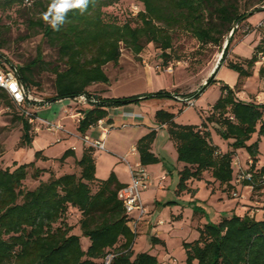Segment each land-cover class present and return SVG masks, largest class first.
Segmentation results:
<instances>
[{
  "label": "trees",
  "instance_id": "obj_1",
  "mask_svg": "<svg viewBox=\"0 0 264 264\" xmlns=\"http://www.w3.org/2000/svg\"><path fill=\"white\" fill-rule=\"evenodd\" d=\"M118 1L121 0H90L84 12L72 8L66 13L67 22L58 30L44 18L25 19L27 29L39 30L41 38L57 52L58 63L46 64V69L54 74V93L43 100L52 102L81 94L97 99L88 109L77 110L81 117L76 128L82 134L100 119L109 123V107L153 96L175 97L165 90L120 97L90 92L88 88L93 84H109L103 67L107 63L116 64L122 48L138 55L146 44L153 43L165 54L171 48L175 30L187 31L203 44L221 46L225 39L227 43L221 50L219 64L206 79L207 86L216 81L214 75L226 59L236 29L249 17L246 12L239 11L237 0H128L140 5L138 12H132L137 21L132 25L126 21L117 22L115 16L107 12ZM53 3L54 0H0V13L30 7L46 14ZM257 53L264 56V37L243 63L227 62L226 67L237 73L236 82L233 87L220 84L219 97L207 110L200 112V125L180 124L175 122L174 113L162 108L155 111V122L166 125L177 161L183 163L178 171L177 194H192V182L204 178L205 173L212 178V181L206 180L207 186L217 182L232 195L237 192V186H251L250 191L264 188V182H260L264 163L258 164L257 144L259 137L264 136V103L246 101L236 95L238 82L252 75L258 61ZM0 56L6 58L1 52ZM10 63L17 67L19 80L32 94V70L46 63L41 46H37L36 55L29 62ZM257 74L264 84V64ZM2 103L9 106L15 102L0 88ZM22 114L20 143L27 145L32 141L31 123L29 115L24 111ZM30 116H36V112ZM210 127L226 140L229 147L226 152L212 143ZM254 134L257 140L249 143ZM155 137L156 130L151 129L136 142L142 166L161 161L151 151ZM241 148L248 154L245 168L252 178L237 185L232 165L236 150ZM94 153V148L85 146L81 157L75 160L76 171L58 176L52 170L35 166V160L46 158L41 150L35 152L34 161L17 164L13 169H0V264H104L108 254H114L110 264H159L157 257L148 252L134 255L132 246L137 230L130 228L129 217L117 197V191L125 184L118 181L114 172L105 179L97 178ZM70 156L74 157V151L67 148L59 161L62 163ZM29 167L33 168L31 177L34 179L40 178L43 172L50 173L46 180H39L34 189L22 186ZM166 204L174 205L175 202L167 201ZM69 211L78 213L76 227L89 240L86 249L82 248L79 235L73 233ZM259 212V218L258 214H248L246 210L242 215H224L215 223L207 222L198 227L196 239L181 243L185 263L264 264V206ZM151 240L159 242L155 237Z\"/></svg>",
  "mask_w": 264,
  "mask_h": 264
},
{
  "label": "rangeland",
  "instance_id": "obj_2",
  "mask_svg": "<svg viewBox=\"0 0 264 264\" xmlns=\"http://www.w3.org/2000/svg\"><path fill=\"white\" fill-rule=\"evenodd\" d=\"M237 6L240 12H246V17H249L236 29L226 59L214 75L215 82L203 87V83L217 68V66L214 67L213 71L210 72L218 60V54L222 53L221 50L226 40L224 39L221 46L203 44L193 37L191 33L184 30H175L172 32L171 48L166 50L165 54L153 43L146 44L138 55H134L131 51L122 48L118 62L116 64L107 63L103 67L110 80L109 84H93L89 87V91L93 93L107 91L110 95L125 96L165 90L176 98H185L197 91L199 93L192 97V104H185L181 100H176L167 95L144 98L132 104L143 116V119L135 120L134 125L137 123L152 125L153 113L157 108L174 113V119L177 123L200 125L202 120L200 112L207 110L219 97L220 84L224 83L232 87L236 82L237 73L226 67L227 62L243 63L244 59L251 57L255 47L264 37V0H237ZM131 7L132 3L130 1L121 0L108 8L107 12L115 16V20L119 23L126 21L135 25L137 21L133 17ZM44 15V13L36 12L30 7L25 8V10L20 9V11L13 8L0 13V52L9 61L22 65L32 60L36 55L37 46H41L43 60L46 63L32 70V94L36 98L46 100L54 93V74L49 69H46L48 68L46 64L52 66L58 63L57 52L41 38L39 30L32 32L31 29H27L25 21L28 17L43 18ZM44 21L47 22L46 20ZM257 56L258 61L255 62L252 69V75L248 78H242L238 82L236 89L238 90L237 93H240L243 98L264 102V97H257L264 91V84L257 74L258 68L264 64V59H262L260 53H257ZM200 88L202 89L200 90ZM38 104L31 106L34 107ZM31 106L27 104L18 106L15 103L9 106L3 103L0 104V169H13L17 164L34 161L35 152L41 150L42 155L46 158L35 160L36 167L45 168L47 171L52 170V173L54 174L55 172L56 175L73 171L75 169L73 166L66 164L61 167L59 161L63 151L71 148L72 145L77 147L76 157L81 155L82 142L80 140L83 134L77 130L76 119L74 120V118L69 116L68 112L70 113L74 109H88L90 106L86 105L83 107L75 104L70 98H63L40 105L36 110L37 118L48 123L58 124L59 129L51 132L39 121H35L31 123L30 128L32 141L27 145H23L20 143L22 136L21 118H24L22 113L30 110L28 107ZM107 126L111 129V133L106 141V150H95V174L98 178H105L111 171H114L125 179L129 176L128 170L119 161L118 155L121 156L123 150H126L141 135H139L140 130L146 128L145 126H140L141 129H138L132 125L124 129H112L114 125L108 123ZM210 137L212 143L222 152H226L229 149L226 140L221 138L212 127H210ZM255 140H257L256 134L251 137L249 143ZM155 143H157V147L162 152L166 153V160L160 164H149L153 167L147 165L151 167L149 168L151 175L148 174L150 177L153 176V182L151 181L140 192V198L143 204H145V198L148 200L147 203L150 204L154 201V196L157 195L161 201H159L158 208L153 212L154 218L165 219L169 217L168 208L172 206V204L167 205L166 202L175 196L174 188L178 181L177 165L180 163L176 159L174 149L169 147L171 142L165 130L160 129L158 131ZM257 144L259 163L262 164L264 163V136L259 137ZM247 155L246 150L241 148L236 150L233 157H238L241 166H244L248 159ZM158 166L161 167L158 168ZM232 168L235 179L237 166L233 163ZM32 171L33 168L29 167L27 177L22 185L24 189H34L38 185L39 180H46L50 175L46 171L41 173L40 178L34 179L31 177ZM161 175L167 176V180L163 182V190L159 189L158 184V178ZM205 178H207L206 174ZM213 186V190L209 188L204 178L195 180L192 185L194 192L185 195L187 198L182 205H184L183 208L186 212L182 218L174 219L173 223L175 225L169 240L167 253L169 252L171 256H168L167 260L170 264H186L185 253L181 246V242L184 241L182 239H186V241L196 239L198 237L196 227L207 222H217L216 218L219 211L225 210L226 213L232 214L229 212L235 206L236 199L242 195V192L237 191V196H233L231 191H226L223 186L219 185L218 187L215 184ZM244 190V198L253 204L248 205L247 212L252 210V213L258 214L257 218H259V209L264 206V188L254 191ZM145 206L147 205L145 204ZM68 214L69 222L74 228L73 233L79 235L81 246L86 249L89 240L87 237L82 236L79 228L76 227L78 213L69 211ZM146 218V216H143L138 222L137 231L141 222H145ZM139 233L137 232L136 237L138 239L133 247L134 255L139 252L154 254L157 253V248V260L162 259V255L166 253V250L161 248L159 244L153 243L151 235Z\"/></svg>",
  "mask_w": 264,
  "mask_h": 264
},
{
  "label": "crops",
  "instance_id": "obj_3",
  "mask_svg": "<svg viewBox=\"0 0 264 264\" xmlns=\"http://www.w3.org/2000/svg\"><path fill=\"white\" fill-rule=\"evenodd\" d=\"M233 87V86H232ZM89 89V88H88ZM241 92H244V91H241ZM98 94H100L101 96H104V97H120V96H115V95H110L108 94L107 91H103V92H99ZM236 95L240 98V99H243V100H246V101H254V102H262V101H258V100H253L251 98H243L240 93H236ZM127 96V95H125ZM257 97H264V91H262L259 95H257ZM176 100H178L176 97H174ZM264 103V102H263ZM157 109H160V108H157ZM155 109V111L157 110ZM155 111L153 113V124L152 125H145L144 123H140V124H135V120H141L143 119V116L141 115V112L137 111L135 109V105L130 103V104H126V105H122V106H119L117 109L115 110H111L109 109L108 110V117L110 119L109 123L108 124H113L114 127H112V129H124L128 126H134L135 128H138V129H141L140 126H145L146 129L144 130H140V133H139V137L137 139H135L128 147L127 149L123 150L122 152V155H118V159L119 161L124 164V166L126 167V169L128 170V177L127 178H122L120 177V175L118 173H115L114 171H111V172H114V174L116 175L117 179L119 182L121 183H128L130 181V174H129V166L133 167L135 166L136 164H140L139 162V154L136 150V142L137 140L144 134H146L147 132H149L151 129H154L156 130V136H157V133L160 129H163L165 130L166 132V125L165 124H157L155 122V119H154V114H155ZM111 112V113H110ZM76 113H79L77 110L74 109V111L72 110L70 113L68 112L69 116H71L72 118H76V122H75V125L77 126V116H75ZM37 114V112H36ZM37 117V116H36ZM175 120V119H174ZM111 133V129L108 131V133L106 134L105 136V140H104V145H105V150H106V141L108 139V135ZM167 134V132H166ZM71 135V134H70ZM99 137V130L96 128V127H90L81 137V142H82V147H81V155H82V152H83V149L85 146H88V141L90 140H94V139H97ZM159 137V136H158ZM168 137V135H167ZM211 138V137H210ZM169 139V138H168ZM155 140H156V137L151 145V151L156 155L158 156L161 161L158 162V163H155V164H160V163H164L165 160H166V156L164 153V151L162 152L161 149H159L157 147V143H155ZM169 141L171 142V147L174 149V153L176 155V151H175V147H174V144L173 142L169 139ZM166 146H167V143H166ZM73 151H74V157L73 156H70V157H67L62 163L60 162V166L63 167L64 165L68 164L69 166H73L74 168L76 167L75 166V160L79 159L81 157V155L79 157H76V150H77V147L75 145H72L71 148ZM105 150H101V151H105ZM220 150V149H219ZM221 151V150H220ZM222 152V151H221ZM171 153V152H170ZM94 157H95V171H96V156H95V153H94ZM177 157V156H176ZM248 157V155H247ZM131 159V160H130ZM177 159V158H176ZM237 160L238 163L240 164L241 166V163H240V160L239 158H233V162ZM180 164L177 165L178 166V171L182 168L183 166V163L178 161ZM258 164H261L259 163L258 161ZM263 164V163H262ZM151 165H154V164H151ZM149 165V166H151ZM146 171L151 175V172H150V169L151 167H148L147 165L146 166H143ZM161 167V166H158V168ZM163 167V166H162ZM242 167H246V165H242ZM76 171V168L71 171V172H75ZM178 171H177V174H178ZM54 172V171H53ZM71 172H63V173H71ZM110 172V173H111ZM62 173V174H63ZM109 173V174H110ZM55 174V172H54ZM205 174L207 175V178H205ZM204 174V179L206 180H210L212 181V178L207 174L205 173ZM56 175V174H55ZM61 175V174H59ZM58 176V175H56ZM96 176V174H95ZM109 176V175H108ZM107 176V177H108ZM162 176V175H161ZM164 176V179L160 180V177L158 178V184H159V189H162L163 190V182L165 180H167V176L163 175ZM97 177V176H96ZM105 177V178H107ZM98 178V177H97ZM105 178H99V179H105ZM151 179H152V182H153V176H151ZM178 182V181H177ZM194 182V181H193ZM193 182L191 184V188L192 185H193ZM215 185H218L217 182L213 183ZM213 184L211 186H208L209 188H211L212 190L214 189V186ZM217 187V186H216ZM219 187V185H218ZM237 191L238 192H242L241 196L238 197L236 199V203H235V206H233V208L231 209V211L229 213H235V214H238V215H242L245 213L246 210H248V205H253L252 202H250L249 200H246V198H244V192L245 190L244 189H248L247 187L245 186H238L236 187ZM194 190V188H193ZM249 190V189H248ZM247 190V191H248ZM194 192V191H193ZM174 193H175V196L172 197L171 199H168V201H173L175 202L174 205L170 206L168 208V211H169V217L165 218V219H160L159 217H157L156 219L154 218V210H156L158 208V204H159V201L160 198H158L157 195L154 196V201H152L150 204L147 203L148 200L147 198L144 199V202L145 204L148 206H146V209H147V213H146V219H145V222H141L140 226H139V229L137 232H140L139 234H142V233H146L148 235H151V237H155L156 239L159 240V242L157 244H159L161 246V248H164V250H166V253H164L162 255V259H158L159 261V264H170L169 261L167 260L168 259V256L170 257L171 255L169 254V252L167 253V250H169L168 246H169V240L171 238V232L173 231V228H174V225L175 223L174 222V219H179V218H182L186 212V210L183 208L184 205H182L185 201V199L187 198V196H185L186 194L188 193H181V194H177L176 193V187L174 188ZM192 196V195H191ZM144 204V205H145ZM218 216L216 218V221L219 220V218L221 216H224V215H229L228 213H226L225 210H222V211H219L218 212ZM252 213V210H250L248 212V214H251ZM169 220V221H168ZM202 225L199 224L196 229L198 230V227H201ZM198 232V231H197ZM137 237L135 238V241H134V244L132 246V250H133V247L137 241ZM186 241V239H182V241ZM194 240V239H193ZM182 243V242H181ZM157 250V253H158V249L156 248ZM157 253H150L152 255H155ZM158 258V256H156ZM171 260V259H170Z\"/></svg>",
  "mask_w": 264,
  "mask_h": 264
},
{
  "label": "built area",
  "instance_id": "obj_4",
  "mask_svg": "<svg viewBox=\"0 0 264 264\" xmlns=\"http://www.w3.org/2000/svg\"><path fill=\"white\" fill-rule=\"evenodd\" d=\"M139 9V3L133 2L131 11L136 13ZM262 59H264V56H262ZM0 88L5 90L14 100V102L19 105L27 104L28 106H31L39 103L37 106L28 107L30 110L24 111L26 115H29L28 121L30 123L39 121L48 131L51 132L59 129L58 124L48 123L45 120L38 119L36 116H30L31 113L36 112L40 105L46 104L48 102L44 101L43 99L36 98L30 93L28 87L19 80L17 67L10 63V61L6 60V58L3 56H0ZM70 99H72L75 104H79L83 107L86 105L92 106L97 102L96 98L85 94H81ZM177 99L181 100L185 104H192V97ZM118 107L112 106L109 107L108 110H115ZM75 116H77V120H79L81 113H76ZM92 127H96L99 130V137L97 139L88 141V146L94 148L95 150H105L104 140L106 134L110 130L105 119L98 120L97 123ZM250 162L251 161L248 160V163ZM233 163L237 166V173L234 180L235 184H240L243 180H250L252 178L251 172H249L247 168H242L237 160H235ZM129 174L130 181L117 191V197L121 200L124 210L129 217L128 223L130 228L133 231H136L138 222L147 213L146 206L141 201L140 192L145 189L152 180L146 169L141 164H136L133 167L129 166ZM162 179H164L163 175L160 176V180ZM261 180L262 181L260 182H264V175L262 176ZM245 187H247L249 190L252 188L251 186ZM233 196H237V193H233ZM113 256L114 254L106 255L103 260L104 264H110Z\"/></svg>",
  "mask_w": 264,
  "mask_h": 264
},
{
  "label": "clouds",
  "instance_id": "obj_5",
  "mask_svg": "<svg viewBox=\"0 0 264 264\" xmlns=\"http://www.w3.org/2000/svg\"><path fill=\"white\" fill-rule=\"evenodd\" d=\"M90 0H54L49 12L44 15V20L58 30L59 27L67 22L66 13L72 8H79L81 12L87 9Z\"/></svg>",
  "mask_w": 264,
  "mask_h": 264
},
{
  "label": "water",
  "instance_id": "obj_6",
  "mask_svg": "<svg viewBox=\"0 0 264 264\" xmlns=\"http://www.w3.org/2000/svg\"><path fill=\"white\" fill-rule=\"evenodd\" d=\"M234 28H236V25L234 26ZM232 31H233V30H232ZM232 31L230 32L229 35L232 34ZM226 43H227V40H226V42H225V44H224V47H225ZM220 58H221V54H220V57H219L218 60H217V63H216V65H215V67L218 66L219 61H220ZM205 85H206V81L203 83V87H204ZM203 87H202V88H203ZM202 88H200V90H201Z\"/></svg>",
  "mask_w": 264,
  "mask_h": 264
},
{
  "label": "bare ground",
  "instance_id": "obj_7",
  "mask_svg": "<svg viewBox=\"0 0 264 264\" xmlns=\"http://www.w3.org/2000/svg\"><path fill=\"white\" fill-rule=\"evenodd\" d=\"M219 57H220V53L218 54V57H217V59H218ZM216 63H217V62H216ZM216 63L213 65V67L211 68L210 72H212V71H213V69H214V67H215Z\"/></svg>",
  "mask_w": 264,
  "mask_h": 264
}]
</instances>
